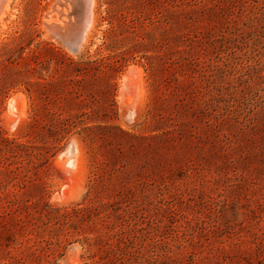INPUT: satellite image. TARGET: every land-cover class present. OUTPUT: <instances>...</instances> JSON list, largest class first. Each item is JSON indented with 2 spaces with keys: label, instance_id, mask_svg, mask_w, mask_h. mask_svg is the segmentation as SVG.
Here are the masks:
<instances>
[{
  "label": "rangeland",
  "instance_id": "rangeland-1",
  "mask_svg": "<svg viewBox=\"0 0 264 264\" xmlns=\"http://www.w3.org/2000/svg\"><path fill=\"white\" fill-rule=\"evenodd\" d=\"M53 2L0 22V264H264V0H94L77 52Z\"/></svg>",
  "mask_w": 264,
  "mask_h": 264
},
{
  "label": "bare ground",
  "instance_id": "bare-ground-1",
  "mask_svg": "<svg viewBox=\"0 0 264 264\" xmlns=\"http://www.w3.org/2000/svg\"><path fill=\"white\" fill-rule=\"evenodd\" d=\"M9 2L10 0H1L0 22L3 21L5 12L9 7ZM74 3H76L75 0H68V1L62 0L61 3L56 6L54 11H50L49 15L47 14L45 15V21H44L45 25L50 30V32L53 33L56 37H58L59 40L63 41L71 49H72V44L75 41L78 28L81 26L80 24L82 23V20L86 21V19H88V23L84 25V37H83V41H84L93 24V15H94L93 14L94 0H90L89 5H87V0H83V2L79 1L78 5H76L75 7L76 15H74L72 12V5ZM65 6L67 7L66 10H64ZM85 10H89V12L87 13V11L85 12ZM53 12L54 13L56 12L59 15V17L57 18L56 15H53L52 14ZM54 16H56V18H54ZM63 16H66V17L62 19ZM125 91H128V90H125ZM8 110L9 111L7 113V117H8L9 124L11 127L15 128L19 122L20 114L18 110H16L14 107L13 108L10 107V109ZM65 153H69L71 155L70 164L74 166L75 165L74 162L76 159L75 144L71 143L67 147Z\"/></svg>",
  "mask_w": 264,
  "mask_h": 264
},
{
  "label": "water",
  "instance_id": "water-1",
  "mask_svg": "<svg viewBox=\"0 0 264 264\" xmlns=\"http://www.w3.org/2000/svg\"><path fill=\"white\" fill-rule=\"evenodd\" d=\"M62 0H54L53 4L51 5L50 9L46 12L47 15H49L50 11H54L56 6L59 5L61 3ZM64 1H68V0H64ZM79 1L83 2V0H75L76 3H74L72 5V12L74 15L75 14V7L76 5H78ZM90 0H87V5H89ZM0 5H1V0H0ZM87 11V13L89 12V10H85V12ZM84 12V13H85ZM86 23H88V19H86V21L82 20V23L80 24L81 26L78 28L76 37H75V41L72 44V49L74 52L79 51V49L81 48L82 44H83V37H84V25H86Z\"/></svg>",
  "mask_w": 264,
  "mask_h": 264
},
{
  "label": "trees",
  "instance_id": "trees-1",
  "mask_svg": "<svg viewBox=\"0 0 264 264\" xmlns=\"http://www.w3.org/2000/svg\"><path fill=\"white\" fill-rule=\"evenodd\" d=\"M98 67H99V65H98ZM141 230H143L144 228H140ZM139 231V230H138ZM187 229H185V227L183 228V229H179V228H177L176 230H175V232L178 234L179 232H182V234H183V236H185L186 234H187ZM132 236H134V237H136L137 236V234L134 232V235H131V237ZM177 237H179V238H181L182 236L181 235H177ZM186 237V236H185ZM181 244V243H180ZM113 259L114 260H118L119 258H117L118 257V255H117V253L116 252H114V254H113ZM113 259H112V257L110 258V261H112V263H113Z\"/></svg>",
  "mask_w": 264,
  "mask_h": 264
}]
</instances>
